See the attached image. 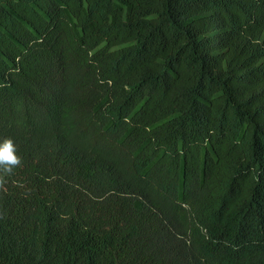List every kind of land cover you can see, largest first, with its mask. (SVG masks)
Here are the masks:
<instances>
[{
	"label": "trees",
	"instance_id": "obj_1",
	"mask_svg": "<svg viewBox=\"0 0 264 264\" xmlns=\"http://www.w3.org/2000/svg\"><path fill=\"white\" fill-rule=\"evenodd\" d=\"M0 264H264V0H0Z\"/></svg>",
	"mask_w": 264,
	"mask_h": 264
},
{
	"label": "clouds",
	"instance_id": "obj_2",
	"mask_svg": "<svg viewBox=\"0 0 264 264\" xmlns=\"http://www.w3.org/2000/svg\"><path fill=\"white\" fill-rule=\"evenodd\" d=\"M21 163L16 145L11 137L0 138V172L11 173Z\"/></svg>",
	"mask_w": 264,
	"mask_h": 264
}]
</instances>
